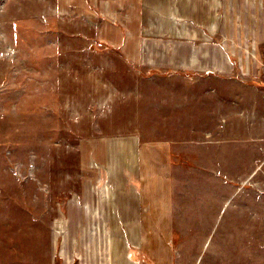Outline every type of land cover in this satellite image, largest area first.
<instances>
[{"label":"rangeland","instance_id":"rangeland-1","mask_svg":"<svg viewBox=\"0 0 264 264\" xmlns=\"http://www.w3.org/2000/svg\"><path fill=\"white\" fill-rule=\"evenodd\" d=\"M172 8L0 0V264H62L55 242L46 244L54 217L64 212L70 226L68 212L110 208L106 237L135 264H264V122L239 124L242 135L228 119L220 130L217 102L189 117L178 102L174 114L179 89L200 94L204 66L182 60L195 67L188 76L170 70L165 53L176 32L198 40L177 43L180 51L204 49L206 29L173 26ZM134 50L141 58L127 57ZM235 90L228 85L227 96ZM156 148L162 171L150 165ZM169 209L171 228L155 217ZM138 210L147 218L116 216Z\"/></svg>","mask_w":264,"mask_h":264},{"label":"crops","instance_id":"crops-1","mask_svg":"<svg viewBox=\"0 0 264 264\" xmlns=\"http://www.w3.org/2000/svg\"><path fill=\"white\" fill-rule=\"evenodd\" d=\"M171 3L175 12L174 18H172L173 26L178 28L186 24V26L193 25L206 29L205 36L202 38V42L205 43L204 49H193L191 52L180 51V46L177 43L198 40L179 38L178 36L183 33L177 35L178 32H176L174 38L176 45L172 46L176 49L173 48L165 53V57L167 56L169 59V64L166 66H171L170 70L186 72L188 76L194 75L195 67H189L188 62L182 60L188 61V59L196 57L203 60L204 66L200 70V67L197 69L202 73V77L199 79L202 81L200 94L196 96L194 88L186 91L179 89L175 95L177 99L173 98V101L169 102L173 106L174 114H179V110L176 111L179 108L178 102L181 103V107L186 106L187 117L194 114L203 116L204 112H201L198 106L207 107L208 102H217L216 114L220 130H222L221 123L227 122L228 119L232 122L236 121L235 130L239 131V134H242V130L238 129L239 124L243 123L245 127L246 124L263 123L264 85L261 80L260 65L264 61V0H171ZM230 20L233 21L232 24H230ZM229 26L234 29L228 28ZM129 41L138 42L136 38ZM124 42L126 43L125 39ZM155 52L151 54L152 57H159L160 55L157 53H164L163 50H155ZM125 53H128V58L140 57L139 51L136 50L125 51ZM234 57L239 60L237 66L231 62ZM181 81L187 84L190 81L193 82L194 78L190 79L186 76L181 78ZM228 85L235 86V94L227 96ZM156 102L160 101L156 100ZM196 108L199 109L197 113L195 112ZM183 120L179 119V121ZM190 121L191 119L187 118L186 122ZM246 127L248 129L250 126ZM250 129L252 130V127ZM160 142L162 147L169 144L167 141ZM156 150L157 152L154 154L148 155L151 160L150 165L154 171H162L164 168L159 161L162 158V152L158 148ZM165 170L170 172L172 166L171 168L165 166ZM167 173H165V178L168 176ZM160 176L162 177L161 172ZM87 202L92 205L98 200L92 197ZM111 202L113 201L111 200ZM156 211L155 217L170 219L171 228L173 211L171 209ZM147 212L138 210L132 217H126L124 213L116 216L123 219H146ZM68 213L71 214L69 218L73 220L71 225L67 226L68 221L65 216L67 214L59 213L54 217V222L49 223V239L46 243L50 251L51 242H55L56 249L53 245L56 250L55 255L56 258L59 257L62 264H135L130 257L129 250L128 252L120 250L119 253V250L117 251L114 246L112 236L106 237L107 230L112 234L111 229L115 218L113 209L110 208V211L106 213H100L94 209L85 213L82 211ZM152 213L153 211L150 210L151 216H153ZM99 222H107L108 226L100 230ZM100 235L104 238H100ZM102 244L103 246H101Z\"/></svg>","mask_w":264,"mask_h":264},{"label":"built area","instance_id":"built-area-1","mask_svg":"<svg viewBox=\"0 0 264 264\" xmlns=\"http://www.w3.org/2000/svg\"><path fill=\"white\" fill-rule=\"evenodd\" d=\"M260 72H261V80L264 84V61L261 62V65H260Z\"/></svg>","mask_w":264,"mask_h":264},{"label":"bare ground","instance_id":"bare-ground-1","mask_svg":"<svg viewBox=\"0 0 264 264\" xmlns=\"http://www.w3.org/2000/svg\"><path fill=\"white\" fill-rule=\"evenodd\" d=\"M261 242H263V243H264V240H262Z\"/></svg>","mask_w":264,"mask_h":264}]
</instances>
